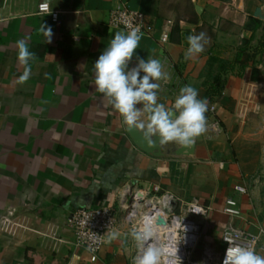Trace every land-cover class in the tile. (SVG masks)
I'll list each match as a JSON object with an SVG mask.
<instances>
[{
  "label": "crops",
  "instance_id": "1",
  "mask_svg": "<svg viewBox=\"0 0 264 264\" xmlns=\"http://www.w3.org/2000/svg\"><path fill=\"white\" fill-rule=\"evenodd\" d=\"M43 2L60 13L58 22L38 14ZM118 7L147 17L149 35L129 67L137 57L162 62L171 78L158 81V102L171 107L185 85L207 100V130L197 137L194 158L159 159L138 149L123 118L96 90L94 63L116 32L127 33L109 26ZM43 26L51 29L50 42ZM200 32L210 41L186 60V37ZM166 33L170 42L162 44ZM263 33L262 0H0V264H134L136 241L122 219L97 262L75 247L69 227L76 210L118 208L128 184L210 209L198 220V261L205 250L222 256V236L231 225L264 232L251 190L263 152L248 133L251 119L240 116L263 79ZM20 39L36 54L24 84L17 83ZM228 201L237 203L239 215L225 213Z\"/></svg>",
  "mask_w": 264,
  "mask_h": 264
},
{
  "label": "clouds",
  "instance_id": "2",
  "mask_svg": "<svg viewBox=\"0 0 264 264\" xmlns=\"http://www.w3.org/2000/svg\"><path fill=\"white\" fill-rule=\"evenodd\" d=\"M42 31L46 41L50 42L51 29L43 26ZM141 38L139 29L127 33L116 32L93 65L96 90L123 118V124L140 130L150 145L154 143L153 138L158 137L161 145L179 143L191 146L195 138L207 130L208 102L199 98L197 89L191 85L179 89L171 107L158 102L161 88L158 81L167 83L171 78L164 71L162 62L155 58L137 57L136 65L129 67ZM186 40L185 59L188 60L205 51L210 37L206 32H200L188 35ZM16 46L18 62L23 66L17 83L24 84L32 74L29 62L36 59V54L29 50L28 42L24 39L17 40ZM131 235L138 243L134 264H161L163 249L152 242L155 230L151 218L144 222L142 229L133 231ZM116 236L117 233H112L109 239ZM223 264H264V256L258 255L252 247H228Z\"/></svg>",
  "mask_w": 264,
  "mask_h": 264
},
{
  "label": "built area",
  "instance_id": "3",
  "mask_svg": "<svg viewBox=\"0 0 264 264\" xmlns=\"http://www.w3.org/2000/svg\"><path fill=\"white\" fill-rule=\"evenodd\" d=\"M37 12L40 15H51L54 22H58L60 18V13L53 11L47 2L39 4ZM109 26L126 32L139 29L142 36L149 35L145 14L127 7H118L111 12ZM170 39V34L166 33L161 43L168 44ZM253 100L250 93L242 103L240 116L243 119L247 118L250 112L258 111L256 103L254 107H250ZM215 126L219 127L218 124ZM236 191L246 194L247 188L237 186ZM117 202L118 208L106 206L79 209L69 218L75 247L86 251L92 262L99 260L107 238L118 230L121 219L133 232L142 229L144 222L151 218L155 230L152 242L163 249L161 264H223L227 248L234 246L252 247L258 255L264 251V232L253 234L231 225L225 229L222 236L225 244L222 256L217 258L212 252L205 250L203 259L198 261L195 259L201 241L198 220L206 218L210 213V209L200 201H188L172 192L161 193L158 188L144 190L137 185L128 184L119 192ZM236 207V202L228 201L225 213L230 216L239 215ZM136 247L138 250L137 242Z\"/></svg>",
  "mask_w": 264,
  "mask_h": 264
},
{
  "label": "rangeland",
  "instance_id": "4",
  "mask_svg": "<svg viewBox=\"0 0 264 264\" xmlns=\"http://www.w3.org/2000/svg\"><path fill=\"white\" fill-rule=\"evenodd\" d=\"M262 2L264 3V0H262ZM262 40L264 41V33ZM260 55V67L261 69H264V50H261ZM262 73L263 79L259 83L260 89L258 94L254 95L253 97L256 106H258V111L250 112L248 115L251 120L249 122L247 121V130L249 135H252L256 140H258V142L261 143L258 148L260 147V150L263 152V164L261 165V169H259V174H257L256 180L252 185L251 190L253 192L256 209L260 215L262 220L261 222L263 223L264 227V70Z\"/></svg>",
  "mask_w": 264,
  "mask_h": 264
},
{
  "label": "water",
  "instance_id": "5",
  "mask_svg": "<svg viewBox=\"0 0 264 264\" xmlns=\"http://www.w3.org/2000/svg\"><path fill=\"white\" fill-rule=\"evenodd\" d=\"M127 133L135 146L144 153L159 159H189L194 158L197 148V138L191 146H184L179 143L159 144V138L154 137V143L149 144L142 132L135 127L126 125Z\"/></svg>",
  "mask_w": 264,
  "mask_h": 264
},
{
  "label": "trees",
  "instance_id": "6",
  "mask_svg": "<svg viewBox=\"0 0 264 264\" xmlns=\"http://www.w3.org/2000/svg\"><path fill=\"white\" fill-rule=\"evenodd\" d=\"M253 23H254V24H258V25H260V22L257 21V20H253ZM247 43H248V42H247ZM259 48H261V50H264V41L261 42ZM243 55H244V51H242L240 58H242ZM250 60H251V58L248 57V58L246 59L247 64H246V62H245V64L248 65L249 62H250ZM246 65H245L244 68H246Z\"/></svg>",
  "mask_w": 264,
  "mask_h": 264
}]
</instances>
